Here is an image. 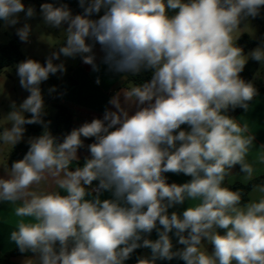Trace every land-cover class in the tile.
Instances as JSON below:
<instances>
[{
    "label": "clouds",
    "instance_id": "obj_1",
    "mask_svg": "<svg viewBox=\"0 0 264 264\" xmlns=\"http://www.w3.org/2000/svg\"><path fill=\"white\" fill-rule=\"evenodd\" d=\"M78 4L83 11L76 15L65 3L40 5L45 25H66L63 43L47 41L59 47L43 64L28 58L16 65L29 95L19 105L12 101L0 118V166L6 173L0 176V203L11 206L4 220L14 225L9 239L21 253L35 254L25 264H125L142 247L151 257L137 264L174 258L185 264H264V181L254 182L264 176V145L255 147L246 119L227 114L248 111L258 95L240 73L249 59L264 66V42L245 55L237 41L245 32L254 35L244 22L260 15L264 0ZM21 12L26 21L37 15L21 0H0L5 27H15ZM31 33L27 22L16 28L21 42H29ZM97 44L101 62L122 74L127 86L109 100L114 110L106 108L102 119L60 139L44 119L40 86L66 71L63 61L54 63L61 56H79L98 72ZM142 71L151 72L150 80H128ZM25 125H41L43 131L28 138L26 154L9 167L11 151L5 160V150L24 140ZM89 138H94L87 145L90 156L80 166L78 151ZM237 165L243 175L233 171ZM165 173L191 179L169 184ZM237 183L251 185L250 191L234 188ZM104 191L112 198L102 200ZM92 192L96 195L86 198ZM186 200L191 205L182 213L169 214ZM154 229L158 239L144 238ZM170 233L182 248L173 250Z\"/></svg>",
    "mask_w": 264,
    "mask_h": 264
},
{
    "label": "crops",
    "instance_id": "obj_2",
    "mask_svg": "<svg viewBox=\"0 0 264 264\" xmlns=\"http://www.w3.org/2000/svg\"><path fill=\"white\" fill-rule=\"evenodd\" d=\"M243 34L247 33L245 32ZM94 52L96 53V62L99 65L100 70L98 72H93L91 66L84 64L81 58L77 56L76 62L69 67L67 74L64 76H71L76 81V84L64 92H60V90L55 87L58 92L57 97L53 100L49 98V101L52 105L61 104L67 109L71 117L73 127H76L85 118L96 117L102 119L105 109H112V106L108 103L111 97L121 88L127 86V81L121 79L122 74L109 71L107 65H104L101 62L103 53L100 51V46L98 44L95 46ZM97 78L100 80L99 84L96 83ZM259 87L260 86H257L258 95L253 101L250 102L248 111L242 109L235 114L231 113L229 110L227 112L228 115L240 120L241 122L246 119L250 123L253 134L255 135L254 145L256 148L264 145V93ZM135 110V107H133L131 112H134ZM72 129L74 128H71L70 131ZM181 129L190 130L187 125H182ZM78 156L80 157L79 165L82 166L84 163V158L90 156V153L88 152L87 148H81L78 151ZM22 158L23 157L10 159L9 155L7 161L8 166L10 167L13 161H17ZM4 159L6 160L7 156H4ZM237 166L238 167L234 168L233 171L243 175L239 172V165ZM5 174L4 168L0 166V176H4ZM165 174L172 183L177 184L185 183L191 179V177L185 176L182 173ZM97 183L98 182L96 181L93 182L94 185ZM41 187L51 190V187L48 184H42ZM95 195L96 194L92 193L91 196L86 198L90 199ZM100 198L102 200L111 199L112 194L108 191H104L101 193ZM190 205L191 202L186 200L184 204L176 205L173 208H170L169 214L172 211L182 213L183 210H185ZM10 212L11 206L8 203H0V250L3 252L9 251L16 246L15 243L9 239L10 232L13 230L14 225L4 223V220L8 218ZM158 227L160 226L158 225ZM170 236L172 237V242L174 245L173 250H175L178 244V238L172 233H170ZM148 239H158V233L155 229L148 236ZM206 247L208 251L212 252L213 249L211 245H206ZM142 256L150 258L151 250L149 248H143ZM28 259H35V254L15 255L11 257V261L14 264H25L26 260ZM162 261L164 260L157 259L156 264H162ZM125 264L127 263L125 262Z\"/></svg>",
    "mask_w": 264,
    "mask_h": 264
},
{
    "label": "trees",
    "instance_id": "obj_3",
    "mask_svg": "<svg viewBox=\"0 0 264 264\" xmlns=\"http://www.w3.org/2000/svg\"><path fill=\"white\" fill-rule=\"evenodd\" d=\"M28 1L32 4V6L36 10L40 9V5L42 3L50 2V3H56L57 5L61 3H65L75 14H81L83 11L79 7L78 0H28ZM93 18H97V17L94 16ZM253 19L261 26L262 30L264 31V7L261 8L260 15ZM260 43H261L260 40L254 39L247 34H242L237 41V45L243 48L244 53L252 49L254 46L259 45ZM28 58L35 59L42 64L45 62V60L23 55L19 50L18 44L14 40H9L7 43L0 45V68L10 66L12 64H19L20 62ZM257 67H258V62L249 59L244 70L240 73L241 78H243L245 81H251L252 77L256 72ZM150 78H151L150 71H142L136 76H132L131 74L128 75V80H131L136 84L144 83L150 80ZM47 83L50 84L52 87H57L60 90V92H64L70 87L74 86L76 84V81L71 76H66L60 80L55 75H50L49 79L47 80ZM259 88L264 93V82L262 83V85H260ZM53 106L55 108V113L51 114L45 111L46 115L44 119L45 121H50L49 129L52 132V134L62 139L65 134L71 132L70 131L71 128H77V126L73 127L69 112L63 105L55 104ZM240 110H242V108H236L235 110L229 109V111L233 114L238 113ZM28 115L30 114H27L26 116ZM25 128L26 131L24 136H33V137L39 136L43 131L41 125H25ZM27 150H28V146L20 142L11 150L10 159L23 157L26 154ZM237 167L238 166H236L235 168ZM164 175L166 177L167 183L171 184L172 182L167 178L166 174ZM261 181H264V177H260L254 182L258 183ZM233 187L239 188L244 186L237 183ZM250 188L251 185L244 187L245 193H247L250 190ZM247 198L248 197L245 196V200ZM150 234H145L144 238H148ZM182 247L183 245L177 244L176 249ZM142 250L143 247L136 249L131 255L130 259L126 260L125 262L127 264H137L138 258L143 257ZM29 254L32 253L31 252L21 253L17 248V246L5 252L0 250V264H14L11 261L12 256L29 255ZM162 264H185V262L178 258H174L171 261L164 260L162 261Z\"/></svg>",
    "mask_w": 264,
    "mask_h": 264
},
{
    "label": "rangeland",
    "instance_id": "obj_4",
    "mask_svg": "<svg viewBox=\"0 0 264 264\" xmlns=\"http://www.w3.org/2000/svg\"><path fill=\"white\" fill-rule=\"evenodd\" d=\"M21 2L25 5V9L28 6H32V4L28 0H21ZM36 13L37 15L35 16V18L26 21L25 13L21 12L19 14V23L15 27H5L4 22L0 21V45L7 43L9 40H14L18 44L19 50L23 55L35 57L41 60H46V58L51 54L52 51L58 50L59 45H56L55 48H52L49 46L47 41L53 44H58L60 42L63 43V30L64 28H66V25H63L61 28H53L51 26L45 25L40 15V9L36 10ZM72 13L73 15H76L73 11ZM25 22L29 23L32 26V33L29 42H21L16 35V28L22 27ZM244 23L249 24L250 27L254 30V35H250L246 32L250 37L264 42V31L253 18L249 17ZM241 26L243 27V24ZM257 46L258 45L248 50L245 55H247ZM76 60L77 57L73 59L61 56L60 60L54 61V63L57 64L63 61L66 68V71L63 74L58 72L57 74H55V76L59 79L63 78L67 74L69 67L74 64ZM16 65L17 64H12L10 66L0 68V118H2L11 110L10 104L12 101H15L17 105H19L23 101V99H25L29 95V93L24 90L19 84V78L16 74ZM251 81L254 83L256 88L257 86L262 85V83L264 82V66H262L259 62L256 72ZM40 87L44 98L45 111L54 114L55 108L50 103L49 98L52 100L56 98L58 93L57 90L52 94H49L48 89L52 86L48 84L47 81L42 82ZM25 115H27V113ZM29 137L33 136H24V140L21 143L28 146L27 140ZM10 151V148L6 149L4 156H7L6 153Z\"/></svg>",
    "mask_w": 264,
    "mask_h": 264
},
{
    "label": "built area",
    "instance_id": "obj_5",
    "mask_svg": "<svg viewBox=\"0 0 264 264\" xmlns=\"http://www.w3.org/2000/svg\"><path fill=\"white\" fill-rule=\"evenodd\" d=\"M96 117H90V118H85L83 119L78 125L77 127L81 126L83 123L85 122H90L92 119H94ZM94 142V138H89V139H84V144L85 146L83 148H87V145L90 144V143H93ZM93 187H95V185L93 184ZM91 191V190H90ZM93 194H96L95 192H92Z\"/></svg>",
    "mask_w": 264,
    "mask_h": 264
}]
</instances>
